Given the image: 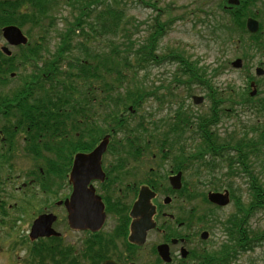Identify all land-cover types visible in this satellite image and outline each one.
Listing matches in <instances>:
<instances>
[{
    "label": "flooded vegetation",
    "instance_id": "1",
    "mask_svg": "<svg viewBox=\"0 0 264 264\" xmlns=\"http://www.w3.org/2000/svg\"><path fill=\"white\" fill-rule=\"evenodd\" d=\"M237 1L231 4L222 0L217 7L230 23L239 18L234 15L241 13V7H254L255 15L245 19V28L232 26V40L238 38L236 45L242 40L248 45L258 34L249 31L248 21L263 17L260 10L264 4ZM245 49L252 53L251 59L246 54L229 62L225 71H231L221 92L212 79L210 82L213 90L225 97L223 106L231 105L224 110L237 119L244 113L239 94L250 95L251 83L257 89V81H264V73L254 75L264 62L254 64L256 52ZM237 60L241 61L240 69L234 66ZM214 72L213 79L223 75L217 69ZM96 92L97 96L82 101L76 130L68 137L63 131L67 129H51V117L46 112L31 118L32 122L42 121L43 128L20 130L16 125L8 137L3 131L8 123L0 120V155L7 138L10 142L9 158L0 156V264L224 263L221 247L228 239L224 231L227 218L221 220L220 212L234 203L233 197L226 187L212 188L203 183L214 177L223 181L225 176L219 171L197 176L195 165L179 162L168 147H152L149 152L145 145L130 144L127 113H121L116 123L102 112L106 109L101 96L104 92ZM207 99L212 103L209 96ZM54 134L61 137H52ZM105 139L106 150L97 160L93 153ZM78 155L81 161L74 172ZM76 190L78 196L72 203ZM227 192L229 203L225 206L209 199L210 193ZM70 211L76 213L73 224ZM219 232L224 240H220Z\"/></svg>",
    "mask_w": 264,
    "mask_h": 264
},
{
    "label": "trees",
    "instance_id": "2",
    "mask_svg": "<svg viewBox=\"0 0 264 264\" xmlns=\"http://www.w3.org/2000/svg\"><path fill=\"white\" fill-rule=\"evenodd\" d=\"M115 3L117 0L0 2V39L1 28L6 25L19 26L29 38L28 44L18 46L10 56L0 49V120L8 123L3 129L7 137L11 136L10 132L16 125L20 130L43 128L42 121L32 122L31 118L34 119L33 114L45 112L51 117V129H67L63 130L66 136L73 133L79 119V106L84 99L97 96V89L104 92L101 96H104L102 104L106 109L102 112L118 123L121 113H128L130 107L136 111L144 101L155 96L156 92L134 81L137 70L145 69L148 64H178L181 74L188 76L184 82L179 71V82L186 85L197 83L213 90L210 82L202 76L201 69L182 53L172 50L163 55L157 54L160 42L174 21L163 18L162 8L151 1L143 4L156 11L157 15L148 36L136 48L128 35L129 22H125L119 11L121 8ZM242 4L256 6L264 4V0H243ZM65 7L69 8L70 17L64 16ZM240 10V14L234 15L239 18L222 27L231 31L233 25L245 28V19L255 13L247 6ZM260 14L263 16L261 30L252 37L248 46L256 53L264 51V10H260ZM59 16L62 18L57 20ZM60 22L62 26L58 27ZM100 27L104 29L103 36L98 34ZM36 29L39 33L37 36L34 35ZM109 35L112 37H104ZM29 66L31 69L28 71ZM12 73H16L15 78L20 81V85L13 90L8 87L13 80ZM131 74H134L133 77ZM262 79L257 81L259 91L256 96L251 97L247 92L239 94V102L245 108L243 111H252L256 117L248 137L244 134L239 139L235 136L236 132L222 137L214 130L221 119L229 118L232 114L231 111L219 110L226 100L225 97L220 98L216 90L208 93L213 103L210 114L192 115L180 107L170 118L156 121L150 118L146 124V117L142 116L137 126H132L131 121L127 125L130 144L145 145L149 152L152 147H168L179 162L194 164L197 176L206 171L215 175V172L227 169L224 175L226 181H215L214 177L213 181L203 183L212 188L226 187L237 207L224 224L228 239L221 247V258H224L221 264L234 263L240 255L255 252L257 246L264 247V230L251 225L254 215L264 210ZM173 95L159 96L158 100H173ZM30 98H35V101H30ZM52 137L60 138L61 135L54 134ZM6 141L7 145H4L3 155L0 156L7 159L10 153L7 148L9 138ZM237 178L249 183V203L242 199L241 187L236 185Z\"/></svg>",
    "mask_w": 264,
    "mask_h": 264
},
{
    "label": "rangeland",
    "instance_id": "3",
    "mask_svg": "<svg viewBox=\"0 0 264 264\" xmlns=\"http://www.w3.org/2000/svg\"><path fill=\"white\" fill-rule=\"evenodd\" d=\"M149 1L154 2L163 9L165 15L163 18L174 19L171 28L159 44L157 54H164L172 50L182 53L201 69L200 72L207 81L211 82L212 79L216 90L221 92L225 87L224 80H226L228 73L231 71H225L229 62L236 56H243L246 54H249L250 58L252 53L245 49V43L240 42L239 46H237L236 43L238 38L234 36L235 39L232 40L233 32L222 27L223 21L226 19L223 18L217 7L219 3H215V0H117L115 4L121 8L119 11L122 13L125 22H129L128 35L134 41L136 48L144 42L149 34L151 26L155 23L157 12L143 5L145 2ZM63 14L64 16L70 17L68 7H65ZM61 18L62 16H59L57 20ZM61 22L63 21L61 20ZM61 22L58 27L62 26ZM38 34V30L36 29L34 35L37 36ZM98 34L103 36L104 29L100 27ZM104 37L111 38L112 35ZM4 45L5 41L0 40V48ZM253 56V63L257 66L260 62H264V51L253 53ZM254 64H250V67L253 68ZM27 68L28 71L31 69L30 66ZM215 69H217V72L223 73V75H219L220 77L218 79H213ZM179 71L182 80L186 82L188 76L182 75L179 65L175 63L172 65V63L167 62L161 66L148 64L145 69L137 70V76L134 78V81L141 82L148 90L156 93L154 97L144 101L142 106L135 111V114H131L130 112L127 113V120L131 121L132 126H137L141 123L139 118L142 116L146 117V124H148L150 118L153 119V121L164 117L170 118L180 107L192 115L209 114L212 103L207 99V89L197 83L186 85L184 82H179L177 80ZM239 77H242V74H240ZM12 79L8 87L13 90L20 85V81L16 78ZM240 84L242 85L243 81L240 82ZM241 85H239V87ZM97 86L98 88L100 87L99 85ZM4 90L11 92L8 89ZM169 93L174 94L173 100H165L162 102L158 100L159 96L163 98V96H168ZM194 95L205 96V102L201 105H195L192 102V97ZM219 97L222 98L224 96L222 94ZM230 107L231 105L226 103L221 107V110ZM255 123L256 117L252 112L247 111L238 119L232 117L221 119L214 130L222 137L236 132L235 136L240 139L244 134H247V137L250 136V133H252L251 127ZM226 172L227 169L224 168L219 171V174L224 176ZM203 175L205 176V174ZM236 180V185L241 187L243 201L249 203L251 201V195L248 188V181L242 178H237ZM206 189L207 187L203 189L200 188L199 190L203 191ZM8 191L11 192V189ZM236 209V205L232 203L225 210H221V220L226 219L229 215L234 213ZM251 225L255 229L264 230V210L254 215L251 220ZM219 238L220 240H224V234L221 233L220 237L219 232ZM1 261L2 259L0 257V262ZM231 264H264V247H257L253 253L250 252L245 255H240L239 258Z\"/></svg>",
    "mask_w": 264,
    "mask_h": 264
},
{
    "label": "water",
    "instance_id": "4",
    "mask_svg": "<svg viewBox=\"0 0 264 264\" xmlns=\"http://www.w3.org/2000/svg\"><path fill=\"white\" fill-rule=\"evenodd\" d=\"M3 1H16V0H3ZM230 3H238L237 0H229ZM248 28L251 32L255 33L259 30V23L254 20V19H250L248 21ZM3 34L4 37L8 40V42L12 45H20V44H26L28 39L24 36V34L22 33V31L16 27V26H7L3 29ZM7 52V49H4ZM9 53V52H8ZM234 66L236 68L241 66V61L237 60L236 62H234ZM264 73V70L261 68L257 69V74L261 75ZM204 100L203 97H194V102L195 104H200L202 103ZM106 146H107V140L105 139L99 146V148L93 153L94 156H96L97 160H99L101 158L102 153L106 150ZM81 161V155H78L76 157L75 160V168H74V172L77 170V164L78 162ZM73 176H76V174H73ZM76 187L77 184L75 183ZM78 196L77 190L74 192V195L72 196V203L76 202V197ZM209 199L211 202L216 203L220 206H225L229 203V193H225V194H221V193H210L209 194ZM71 212V222L72 224L74 223V221L76 220V213L74 211H70ZM104 218V215L102 216ZM103 218H101V221L103 220ZM36 227H34L35 230ZM162 254V251H161ZM164 256V254H162ZM165 259H167L166 257H164Z\"/></svg>",
    "mask_w": 264,
    "mask_h": 264
}]
</instances>
